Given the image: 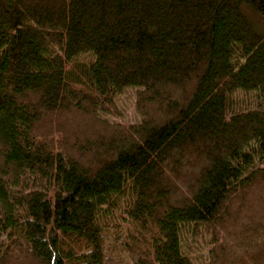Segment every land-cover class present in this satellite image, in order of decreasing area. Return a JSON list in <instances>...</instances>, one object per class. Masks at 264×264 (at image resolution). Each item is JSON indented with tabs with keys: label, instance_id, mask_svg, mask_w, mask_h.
<instances>
[{
	"label": "trees",
	"instance_id": "trees-1",
	"mask_svg": "<svg viewBox=\"0 0 264 264\" xmlns=\"http://www.w3.org/2000/svg\"><path fill=\"white\" fill-rule=\"evenodd\" d=\"M251 21L264 0H0V264H264Z\"/></svg>",
	"mask_w": 264,
	"mask_h": 264
},
{
	"label": "rangeland",
	"instance_id": "rangeland-1",
	"mask_svg": "<svg viewBox=\"0 0 264 264\" xmlns=\"http://www.w3.org/2000/svg\"><path fill=\"white\" fill-rule=\"evenodd\" d=\"M244 7V6H243ZM243 11H244V13L249 17V13L251 12V11H249V9H247L246 7H244L243 8ZM252 13V12H251ZM255 16V15H254ZM250 19V18H249ZM252 19L257 23V19L256 18H254V17H252ZM251 20V19H250ZM252 22V21H251ZM260 23V25H256L254 22H252V24L255 26V29H256V31L258 32V33H260V32H264V22H262V21H260L259 22ZM132 119H133V116H132V113H131V111H128L127 113H126V120H125V122H130V121H132Z\"/></svg>",
	"mask_w": 264,
	"mask_h": 264
}]
</instances>
